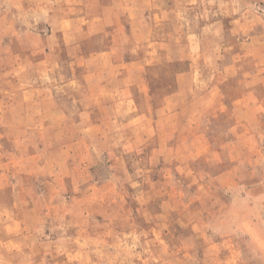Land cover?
Masks as SVG:
<instances>
[{"label":"rangeland","instance_id":"obj_1","mask_svg":"<svg viewBox=\"0 0 264 264\" xmlns=\"http://www.w3.org/2000/svg\"><path fill=\"white\" fill-rule=\"evenodd\" d=\"M78 26L105 33L116 64H136L127 80L134 87L142 72L150 102L174 103L168 94L177 82L189 91L192 69L200 71L202 91L213 87L209 97L220 101L197 121L176 114L167 120L165 107L132 121L124 117L133 106H123L116 121L101 120L80 135H37L38 159L66 165L38 167L33 176L14 171L37 192L21 201L30 209L22 219L35 225L31 239L42 242L31 254L47 264H264V0H0L6 147L28 123L13 96L35 99L37 127L47 128L44 113L60 114L50 96L66 92L52 85L88 69L82 53L69 59L63 44L62 32ZM83 43L93 55V41ZM38 58L44 62L32 70ZM29 84L37 86L34 94ZM168 124L157 141L153 133ZM237 132L244 134L238 150Z\"/></svg>","mask_w":264,"mask_h":264},{"label":"crops","instance_id":"obj_2","mask_svg":"<svg viewBox=\"0 0 264 264\" xmlns=\"http://www.w3.org/2000/svg\"><path fill=\"white\" fill-rule=\"evenodd\" d=\"M67 18H62L66 20ZM75 31L62 32L65 40L63 42L64 46H68V58L70 59L71 53L80 52L82 63L88 67L87 70L83 69L79 74L75 73L74 69L72 72V65H67V70L72 72V76L68 80L61 81L60 84L57 82L52 85V89L66 90L64 95L58 96L56 91L54 95L50 96L51 102L59 107L60 114H53L52 112H45L44 118L46 119V127L44 124L38 128L37 123V112L32 111L31 104L36 103L35 99L29 96L28 99L24 97L23 101L20 97H14L12 103H22L23 104V118L28 121L25 128L23 129L26 134L17 135L14 138L16 145L6 147V144L0 140V264H47L44 260V256L35 253L31 254L33 249L41 245L42 242L36 239H31V232L35 230V225H31L22 219V213L24 211H29L30 209L21 208V201H26L37 198V192L32 191L31 183H21L14 178V171H19L28 175L37 174V168H61L66 165L64 161H46L49 160L48 156L44 159H38L37 150V135L43 134L44 137H54L60 133L61 136L71 135L72 130H76V134L80 135V132H84L85 129H93L98 127V123L101 120L116 121L118 119L117 112L123 106H133L127 112L130 115L124 117L130 120H137L139 122L148 120L152 118L150 112L156 109V113L160 108L165 107L167 109V120L170 119L171 115H183L189 117V119L200 118V114L205 112L206 109H210L217 102L220 101L218 97L213 96V87L209 89V85L203 92V87H201L202 79H198L197 69H192V87L185 91L181 82L178 83V87L174 88L177 90H172L168 96L173 97L171 100H176L171 104V101H163L158 104L154 103L156 101L150 102V92L144 81L141 80L142 72L138 74L139 80H136L135 86L132 87L131 83L127 80L130 71L133 68L134 63L131 61L129 64L120 66L114 61L113 49L111 47V42L107 38L105 33L96 32V34L91 35L86 32H82L81 27H75ZM150 35L151 39H154V34ZM92 40L94 44L93 55L87 56L86 50L84 49L85 40ZM150 42H146L144 45H148ZM43 54L46 56V49L42 50ZM36 53V52H35ZM30 62L32 65V70L38 71L39 64L43 61ZM65 60V55L60 57L56 62L60 63ZM146 66L149 61L146 60ZM211 69L210 65H207ZM138 67V65H137ZM143 65H140V68ZM143 69V68H142ZM141 69V70H142ZM149 69V67L147 68ZM119 76L117 75L120 73ZM96 73V80H92L94 74ZM180 74V71H179ZM180 80L183 78L178 75ZM179 81V80H177ZM28 91L30 89V94H34L37 86L29 84ZM132 90H138L133 92ZM210 94V95H209ZM217 101V102H216ZM238 102V101H237ZM243 103V102H242ZM155 104V105H154ZM171 104V105H170ZM202 104V105H201ZM234 108L237 109L241 106V103H235ZM151 105V109H150ZM187 105L190 108L183 109V106ZM135 106V107H134ZM158 106V107H157ZM58 109V110H59ZM4 113V112H2ZM60 116V119L56 121L55 117ZM79 120H86L85 123L78 122L74 124V117ZM34 121V122H33ZM49 123L52 127H50ZM110 124V123H109ZM109 126V125H108ZM111 126V124H110ZM109 126V127H110ZM126 128L132 129L131 123H126ZM171 124L157 129L155 134L156 140L160 141L164 139V134L171 128ZM71 129V130H70ZM111 133V132H110ZM237 140L234 144L235 149L238 150L242 146L241 137L244 136L243 133L237 132ZM112 134V133H111ZM68 141L61 139V152L62 158L63 154L67 153ZM48 145V144H46ZM45 152L51 151L50 148H46ZM159 145V144H158ZM54 151L57 152L56 148ZM51 158V157H50ZM43 161V162H42ZM30 178V177H29ZM52 179V180H51ZM49 184H53V178L47 177L45 180ZM110 182V181H109ZM34 192V194H33ZM50 197V196H48ZM25 207H27L25 205ZM24 214V213H23Z\"/></svg>","mask_w":264,"mask_h":264}]
</instances>
